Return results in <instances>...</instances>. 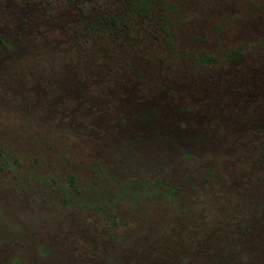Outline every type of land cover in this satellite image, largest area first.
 Listing matches in <instances>:
<instances>
[{
    "label": "rangeland",
    "instance_id": "374dc122",
    "mask_svg": "<svg viewBox=\"0 0 264 264\" xmlns=\"http://www.w3.org/2000/svg\"><path fill=\"white\" fill-rule=\"evenodd\" d=\"M0 264H264V0H0Z\"/></svg>",
    "mask_w": 264,
    "mask_h": 264
}]
</instances>
